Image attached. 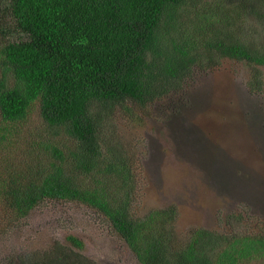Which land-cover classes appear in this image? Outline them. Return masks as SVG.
Listing matches in <instances>:
<instances>
[{"label": "trees", "instance_id": "16d2710c", "mask_svg": "<svg viewBox=\"0 0 264 264\" xmlns=\"http://www.w3.org/2000/svg\"><path fill=\"white\" fill-rule=\"evenodd\" d=\"M16 39L0 43V121L16 125L37 103L44 132L39 155L0 178L9 220L45 199L85 204L107 217L140 264H264V220L242 212L225 231L176 232L175 205L130 213L137 160L121 140L117 112L141 119L145 107L183 87L196 66L225 58L251 66L248 86L262 90L264 43L254 44L244 18L262 25L264 0H0ZM20 35V36H19ZM255 39V38H254ZM248 219L242 228V221ZM238 225V228L235 227ZM0 264H99L77 236Z\"/></svg>", "mask_w": 264, "mask_h": 264}, {"label": "rangeland", "instance_id": "374dc122", "mask_svg": "<svg viewBox=\"0 0 264 264\" xmlns=\"http://www.w3.org/2000/svg\"><path fill=\"white\" fill-rule=\"evenodd\" d=\"M244 21L248 30L257 29L248 33L255 38L249 40L264 43V21L250 16ZM17 37L0 10V43ZM260 70L262 90L252 91V70L245 62L225 58L214 68L196 66L181 89L134 106L140 120L116 113L121 140L131 143L137 158L133 216L175 205L179 237L195 227L225 231L224 218L233 212L250 217L249 225L248 219L240 224L243 229L264 220V67ZM44 128L37 103L21 123L0 121V178L12 171L15 159L24 162L41 153L36 144L49 140ZM7 217L0 207V262L46 250L55 241L69 245L66 236L73 234L83 244L81 252L99 264H140L110 220L85 204L45 199L25 217Z\"/></svg>", "mask_w": 264, "mask_h": 264}]
</instances>
